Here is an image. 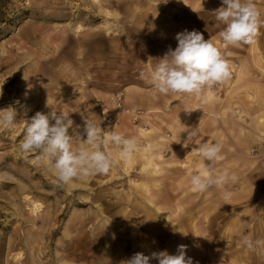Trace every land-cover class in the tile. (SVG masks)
<instances>
[{
	"label": "rangeland",
	"instance_id": "374dc122",
	"mask_svg": "<svg viewBox=\"0 0 264 264\" xmlns=\"http://www.w3.org/2000/svg\"><path fill=\"white\" fill-rule=\"evenodd\" d=\"M254 3L264 21V0ZM221 6L0 0V109L18 113L13 128L0 130V264H122L136 252L176 254L179 245L193 264H264V251L240 242L264 240V26L252 44L226 45L214 13ZM185 29L211 39L237 65L234 77L200 94H159L140 74ZM38 111L69 114L81 133L84 117L135 137L136 150L124 160L105 142L108 174L59 185L51 160L33 163L36 154L19 150ZM203 142H219L220 158L205 161L195 150ZM200 172L237 179L201 193L190 183ZM32 201L42 206L36 214Z\"/></svg>",
	"mask_w": 264,
	"mask_h": 264
},
{
	"label": "clouds",
	"instance_id": "9594fccd",
	"mask_svg": "<svg viewBox=\"0 0 264 264\" xmlns=\"http://www.w3.org/2000/svg\"><path fill=\"white\" fill-rule=\"evenodd\" d=\"M221 5L214 13L216 19L225 26L219 32L222 41L226 45L236 47L252 44L259 34L260 27L264 26L254 0H221ZM175 40L177 41L175 49L169 47L167 52L157 59L158 63L154 67L140 74L141 78L159 94H200L206 87L222 83L231 77L230 64L220 49L212 43L211 39L206 40L201 32L185 29L176 33ZM191 111L193 110H185L189 114ZM26 112L27 110L25 114ZM17 118L18 113L13 108L0 109V130L13 128ZM83 119L81 133L80 126L74 127V121L69 114L38 111L28 118L24 137L19 143V150L25 154H36L33 163H38L45 157L51 160L59 185L90 175L108 174L114 160L110 154L101 149V145L105 142L110 141L120 147L121 159L131 158L137 147L135 137L126 138L113 130L98 127L89 119L84 117ZM74 136L81 141L78 149L73 148ZM82 136H86V139H82ZM195 137V131L188 132L184 146L187 142L194 141ZM86 146H92L93 150H88ZM195 150L205 161L211 163L220 158L222 145L219 142H203ZM236 179L235 175L229 176L227 172L219 176L200 172L190 177V183L193 190L203 193L229 181L235 182ZM230 197L231 193L225 191L223 199L228 200ZM240 242L249 250L264 251V240H253L248 236H242ZM153 260L158 264H193L192 257L187 256V245H179L176 254H169L167 250L154 251L150 255L136 252L122 261V264H151Z\"/></svg>",
	"mask_w": 264,
	"mask_h": 264
},
{
	"label": "built area",
	"instance_id": "2783aa9c",
	"mask_svg": "<svg viewBox=\"0 0 264 264\" xmlns=\"http://www.w3.org/2000/svg\"><path fill=\"white\" fill-rule=\"evenodd\" d=\"M235 66H237L236 64H233V65H231L230 66V69H231V77L230 78H233L234 77V72H235ZM215 85H213V86H211V87H207V88H210V89H212L213 87H214ZM116 100H117V107L119 108V109H121L122 108V106H121V96H122V94L121 93H116Z\"/></svg>",
	"mask_w": 264,
	"mask_h": 264
},
{
	"label": "bare ground",
	"instance_id": "6f19581e",
	"mask_svg": "<svg viewBox=\"0 0 264 264\" xmlns=\"http://www.w3.org/2000/svg\"><path fill=\"white\" fill-rule=\"evenodd\" d=\"M94 1V0H93ZM41 203L37 202V201H32L31 202V208H30V211L34 214L37 213V211H40L41 210ZM20 256L18 255L17 258H19Z\"/></svg>",
	"mask_w": 264,
	"mask_h": 264
}]
</instances>
